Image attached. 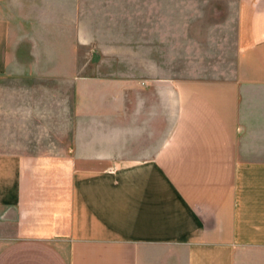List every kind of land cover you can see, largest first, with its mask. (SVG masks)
I'll return each mask as SVG.
<instances>
[{
	"label": "crops",
	"instance_id": "1",
	"mask_svg": "<svg viewBox=\"0 0 264 264\" xmlns=\"http://www.w3.org/2000/svg\"><path fill=\"white\" fill-rule=\"evenodd\" d=\"M7 6L0 77L35 80ZM235 6L230 77L114 79L59 142L1 97L0 264H264V0Z\"/></svg>",
	"mask_w": 264,
	"mask_h": 264
},
{
	"label": "rangeland",
	"instance_id": "2",
	"mask_svg": "<svg viewBox=\"0 0 264 264\" xmlns=\"http://www.w3.org/2000/svg\"><path fill=\"white\" fill-rule=\"evenodd\" d=\"M6 1L10 19H19L13 45H22L11 60L35 66L39 77H0V99H9V109H28L33 98L42 112L55 108V117L40 119L42 141L54 127L53 139L63 141L70 109L87 103L96 109L97 95L111 99L114 79L224 78L233 72L236 0ZM80 80L88 101L78 96Z\"/></svg>",
	"mask_w": 264,
	"mask_h": 264
}]
</instances>
